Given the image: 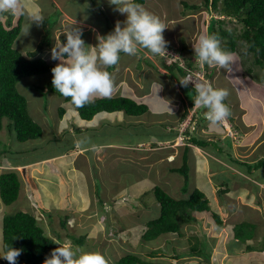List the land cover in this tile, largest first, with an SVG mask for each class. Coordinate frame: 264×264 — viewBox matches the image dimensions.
Here are the masks:
<instances>
[{
  "label": "rangeland",
  "instance_id": "obj_1",
  "mask_svg": "<svg viewBox=\"0 0 264 264\" xmlns=\"http://www.w3.org/2000/svg\"><path fill=\"white\" fill-rule=\"evenodd\" d=\"M54 1L34 0L33 10L42 15L44 19L46 17L47 19L49 18L52 23L55 22L58 16L55 13L54 3H57L58 7L65 11V14L59 17V23L56 24L54 30L55 38H59L61 42H66L63 35L65 31L78 26L83 32L81 38L85 41L86 47L87 45L95 46L98 43L97 35L106 36L112 32L117 21H120L123 27V21L126 19L125 15L115 10V6L108 3V0ZM195 3L200 2L199 0H144V3L141 4L147 11L159 17L166 26L163 32L164 39L168 42L166 37L172 36L173 43L176 46L182 45L191 58L194 55V52L190 53V48L193 50L192 43L195 42V39L201 33L208 34V20L211 17L215 19L220 17L216 11H210L208 15L209 11L192 9L190 5ZM24 12L27 16L26 10ZM20 13L12 14L14 16L13 25L18 21ZM0 18L6 19V15H0ZM28 23L26 17L23 16L22 26H26ZM228 26L234 27V23L231 22ZM39 28L37 29L36 24H33L29 29L28 35L25 33V39H28L31 43L36 42L37 40L34 39V36L40 35L43 30L42 25ZM51 49H48L45 55L49 59H51ZM145 52L148 51L139 49L134 56L120 53L121 58L118 64L113 66L114 68L110 72L114 82L112 95H120L124 92L126 89V75L130 74V71L133 72L131 67L143 72L147 66V63L142 58L146 57ZM169 52L170 50H167V53ZM241 60L246 67L243 75L245 81L241 78L233 77L230 72L224 69L218 67L212 69L214 70L212 77L215 81H220V83L224 84L228 77L236 81L234 86L238 89V95L234 90L226 87L229 92L227 97L229 103L225 102V104L231 110L230 121L234 118L235 113L237 122H241L243 127L241 117L248 115L252 121H247L246 129L247 131L254 130L250 132L251 135L242 136L243 138L237 136L235 138L237 134L233 128L229 130L221 125L228 135L231 134L234 137L233 143L229 140L232 139L230 137L228 142L224 139L221 141H210L208 142L209 147L205 148L210 153L216 151L221 154L224 158V163H226H221L223 166L218 164L215 169L216 175L212 178L214 185V192L212 193L213 195L215 194L216 199H214V196H208L212 211L217 212L223 219L222 225L218 224L211 214L195 212L193 215L197 220L183 224L181 235L165 233L153 240H143L142 235L147 228L148 222L157 218L160 214V203L153 190L154 187L160 186L177 199L180 197L175 195L178 194L179 188L183 184V179L186 177H188L187 189L190 190L189 192L196 187L193 188L191 186V182L194 180H192L191 176L195 166L194 155L196 147L191 146L192 148H188L186 155H183L181 147L184 144L181 140L175 143L172 148L167 147V144H161L162 148L160 144L158 148H142L143 145L137 146L135 144L131 146L124 145V148H119L122 147L120 146L121 144L113 142L118 139V137L113 136V124H121L122 122L118 123V121L123 116L118 113L104 114L105 111H103L101 112L102 114L99 113L97 115L96 120L92 124L89 122L90 120L80 118L84 121V125H79L80 120L74 117L73 120H67L61 125L65 127L64 130H67L66 128H70L69 126L73 124L83 129L95 126V129H99L98 133L93 131L89 134L87 133L88 129H84L86 131L83 133L86 138L89 137L90 140L97 141L100 137L101 142H98L99 145L104 142H113L111 144L114 146H102L103 148L101 149L104 151H101L99 147H94L99 149L96 151H94L95 149L91 150L92 153L86 154L89 156L88 171L91 176L95 174V184L100 189V194L97 195L100 198L96 197L94 185L89 186V193H87L86 189H84L85 187H82L79 181L75 180L79 176L76 177L67 172L64 178L65 190L64 187L63 192L60 190L62 189L61 187L56 189V192L60 194L58 199H54V201L57 200L54 203L55 208L54 205L53 207L49 206L48 211L46 210L47 206H42L45 210L43 209L41 212L38 206L41 205L44 198L39 192H35V184L32 185L25 181V178H22L24 189H20L17 201L5 204L0 192V256L4 254V216L19 210H26V212L31 211L30 213L36 214L38 224L44 228L46 235L57 239L59 245H71L73 250L79 248L83 251L99 252L105 256L108 264H115L120 257L127 253H136L146 259L163 261L165 264H264V182H262L264 181V167L258 170L254 169L251 173L248 172L249 164H253L259 159H264V128L261 130L260 127L261 122L264 123V67L256 63L252 53L245 54L241 57ZM159 64L165 69L161 60ZM105 70L108 71V69ZM170 70L180 80V74L176 69L170 67ZM50 76H41L40 79L37 78L35 80L40 84H44L49 80ZM246 82L252 86V91ZM196 83L200 84L203 81L199 77ZM164 88L165 97L170 100L171 104L174 99L179 100L180 95H177L179 90L176 82H164ZM30 92H27L29 93L28 96H31L29 98L30 114L42 125L43 135L33 141L19 142L15 138L12 128L8 126V119L4 120V127L0 131V165H3V167L0 166V173L10 170H17L21 173L22 168L13 166V160H27L40 155L60 153L65 148H70L68 145L65 147L64 139H61L63 135L58 134L55 126V119L64 101L58 99L57 95H52L49 98L47 95L45 97L47 99H44L41 94L38 95L36 93L38 91ZM251 92H254V96L250 95ZM170 93L172 94L171 97ZM44 100H46L45 103ZM238 100L243 101L249 109L241 108ZM68 105L71 108L74 106L72 102ZM178 105L180 106V103ZM205 111L206 109L201 112L198 118L197 130L198 128L203 130L202 126L209 123L204 118ZM165 115H168V112H165ZM100 118H102L103 122H106V119L111 122L107 123V121V124L105 123L103 127H100L98 123ZM125 123L127 122L125 121L122 125ZM183 123L187 125L189 118ZM197 130H195V133ZM206 130H208V127ZM256 133L259 135H255ZM166 134L169 133L166 132ZM165 136L166 138L172 137V135ZM55 137L57 138L55 139ZM126 139L128 140L129 137H126ZM134 145L137 149L134 148ZM178 145L181 146L179 151ZM26 146L29 147L31 152L20 155V152L23 151L22 148ZM31 146H37L38 148L34 150L33 148L31 149ZM200 148L203 150L202 147ZM15 150L19 152L16 153ZM201 150L198 149V152ZM85 153L84 149H79L78 151L70 152L69 158L73 157L74 160L71 162L73 164L75 162L77 165L76 157ZM255 155L259 159H252ZM184 156L188 162V167L185 166V173L180 172L179 169L172 173L170 171L172 167L177 166L176 168H179L182 166V157ZM112 157H115L114 162L111 160ZM233 157L238 160L237 163L232 160ZM190 160L193 161V164ZM108 165L111 166V169ZM41 168L46 169L44 161L29 167L30 171L33 172L41 171ZM97 169L100 175H97ZM74 172L76 174L79 170ZM136 173L139 179L146 180L134 184ZM111 175L112 180L106 182L111 178ZM26 177H28V173ZM169 178L173 182L172 188L168 185ZM223 180L228 182L227 186H221ZM68 182L72 183L73 186L68 185ZM56 184H59V180ZM76 186H79V188ZM220 187H222L221 190L223 188L225 190L228 189L222 194L218 190ZM50 190L52 194H55L54 187ZM28 192L31 194L30 197ZM83 192L87 193L86 196L83 195ZM24 195H27L26 199L22 200ZM217 204L219 206L216 207ZM242 222L250 223L254 226L253 228H247L249 232L254 230V237L247 242L252 245L253 248L251 250L248 248L245 250L246 243L238 242L235 239L234 228ZM82 237L84 240L80 244L77 239L79 240ZM191 245L199 247L203 252H210V260H206L203 256L188 254ZM172 246L179 252L187 251V254L179 259L170 257L169 254L173 252ZM159 250H164L165 254L159 253L157 256H151L152 252H160ZM0 264H8V262L0 258Z\"/></svg>",
  "mask_w": 264,
  "mask_h": 264
},
{
  "label": "trees",
  "instance_id": "obj_2",
  "mask_svg": "<svg viewBox=\"0 0 264 264\" xmlns=\"http://www.w3.org/2000/svg\"><path fill=\"white\" fill-rule=\"evenodd\" d=\"M134 2L143 4L144 0H134ZM199 2L190 5V7L194 10L216 11L220 15L225 16L224 19L212 18L209 26V34H214L218 37L221 48L237 56L252 53L256 63L264 67V0H199ZM54 6L56 8L55 13L58 14L55 22L52 23L46 17L43 24V34L41 32L39 35L36 47L33 42L25 49L26 51L21 49L16 43L23 29V13H20L18 21L14 25V16L11 13L0 14L7 16L5 20L0 18V131L4 127V120L8 119V126L15 133V138L22 143L36 140L43 135L42 125L30 114L29 98L31 96H28V91H38L36 93L38 95L41 94L44 99H47L45 98L47 95L48 98L52 95H57L58 99L64 98L67 102H71L70 98H65L55 91L51 83L52 77L44 84H37L35 80L49 74L51 69L57 64H52L44 58L47 54L46 50L52 48L56 43L55 26L59 23V17L65 14V11L58 7L57 3H54ZM233 18L237 20L234 21ZM231 22L234 23V27L228 26ZM64 38L66 39V37ZM188 64L192 67L193 61H189ZM173 67L179 74L183 72V75L185 74V71L181 67H177L176 64ZM205 67H207L206 64ZM113 68H108V72L110 73ZM170 76H174L172 71H170ZM180 86L187 93V96L186 98H181L180 107L182 110L184 109V112L181 115L178 126L180 127L181 122L183 123L190 112L194 110L190 124L183 132L185 141L187 145L191 143L206 148L208 140H206L205 133H201L202 135L200 132L195 133V130H197L196 126L199 124L198 118L204 109L194 107L196 95L194 85L189 83L187 87L181 84ZM76 108L82 119L92 120L98 113L103 111L110 113L125 111L129 115H141L146 112L148 105L139 103L129 97L111 95L110 98H95L84 107ZM65 112L66 106L61 104L59 114L55 119V126L58 134L63 135L61 139H64L65 147L68 145L70 146L68 149H73L79 143L77 141L79 138L74 139V135L79 134L83 130L78 127L75 131L73 129L60 131V125L57 121L64 116ZM179 127L176 129L175 137L179 134ZM202 127L207 128V126ZM37 148L35 146L33 149L36 150ZM232 160L238 162L234 157ZM185 166L182 165L177 169L185 173ZM261 167H264V159H259L255 163L249 164L248 169L251 172ZM22 181V176L17 170H10L0 175V192L5 204H11L18 200ZM224 185L227 186L228 183L225 181ZM153 190L160 203V214L157 218L148 222L147 228L142 235L143 240H153L165 233L181 235L183 224L197 220L193 215L195 212L211 214L218 224H223V219L217 212L212 211L208 198L199 188H194L188 196L179 199L168 194L160 186H155ZM220 192L222 194L225 193V189L220 190ZM253 227L250 223L242 222L234 228L235 239L238 242L246 243V249L250 250L253 247L247 242L254 237V230L249 232L247 228ZM3 229L4 252L11 246L22 249L21 255L17 258V264H43V261L50 255L51 251L59 246L57 245L59 244L57 239L46 235L44 228L38 224L37 217L30 212L19 210L5 215ZM83 240V237L79 240L77 239L80 244L83 243ZM172 250L173 252L169 256L174 259H179L187 254V251L179 252L174 246H172ZM159 253L165 254L164 250L160 252L154 251L151 256H157ZM206 253L195 245H191L188 252V254L203 256L206 260H210V252ZM115 264L165 263L160 260L146 259L136 253H127L120 257Z\"/></svg>",
  "mask_w": 264,
  "mask_h": 264
},
{
  "label": "clouds",
  "instance_id": "obj_3",
  "mask_svg": "<svg viewBox=\"0 0 264 264\" xmlns=\"http://www.w3.org/2000/svg\"><path fill=\"white\" fill-rule=\"evenodd\" d=\"M108 2L110 5L115 6L116 11L126 16L123 27L121 22L117 21L112 32L106 36L97 35L98 43L95 46L87 45L86 47L85 41L81 38L82 30L76 26L63 33L66 42H61L59 38L56 39V43L51 49L52 60L44 57L52 64L57 63L51 69L52 73L47 74L51 75L50 78L52 77L51 83L55 91L65 98H70L71 102L78 108L91 103L96 96L110 98L114 91V82L111 74L105 69L118 64L121 58L120 53L134 56L139 49H146L148 53L157 57L159 61L161 60L166 75H170V67H173L174 64L185 71L184 75V72L180 73L181 81L176 76L169 77L172 83H177L178 89H181L180 84L187 87L189 82H192L190 78H186L188 73L196 75L201 72L203 76L200 78L203 83L194 84L196 92L194 107L206 109L204 118L210 125H222L224 128L231 130L233 128L229 119L231 110L225 104L229 92L227 89H217L215 87L211 67H218L231 72V65L235 61L234 56L237 55L224 51L220 46L218 37L209 34V26L213 17L208 22V34L201 33L192 43L194 55L191 58L182 45L176 46L173 43L172 36L166 37L168 42L164 39L163 32L166 26L159 17L147 11L141 4L135 3L134 0H108ZM33 7L32 0H0V14L11 13L15 15L21 12L26 20L28 18L29 23L25 28L23 26L26 35H28L33 24H36L37 27L41 25L43 27L44 24V17L34 11ZM208 14H210V11ZM218 15L220 16L219 19L225 18L219 13ZM233 20L237 19L233 18ZM41 32L43 34V30ZM167 50H170V52L167 53ZM191 50L192 48H190V53ZM189 61H193L192 67L189 66ZM205 64L207 67H205ZM60 99L64 101L63 104H69L64 98ZM193 114L194 110L188 115V124H190ZM60 120L65 123L68 119L63 116L57 122ZM188 124L185 125L181 122L178 129V137L184 146L187 145V142L183 132L189 126ZM64 128V126L62 128L60 126L59 129ZM66 129L72 130L68 127ZM199 131L203 130L198 128L197 132ZM188 145L197 146L191 143ZM81 148L83 147L78 143L73 149L66 148L61 154H69ZM87 149H84V151ZM21 252L22 249L11 246L0 258L6 260L8 264H17V258L21 255ZM43 264H108V262L105 256L99 252H88L79 248L73 250L71 245H59L45 258Z\"/></svg>",
  "mask_w": 264,
  "mask_h": 264
},
{
  "label": "crops",
  "instance_id": "obj_4",
  "mask_svg": "<svg viewBox=\"0 0 264 264\" xmlns=\"http://www.w3.org/2000/svg\"><path fill=\"white\" fill-rule=\"evenodd\" d=\"M32 4L34 5V0H32ZM27 21H28V18H27ZM208 22H209V20H208ZM24 28H25V26H24ZM37 28H39V27H37ZM24 36H25V32L23 29V32L20 35V37L17 39L16 43L21 49H24V51H26L25 49H27L30 46V44H32V43L28 39H25ZM38 37H39V35L34 36V39L37 40L36 42H34L35 47L39 41ZM193 52L194 51L191 50V53H193ZM145 56L146 57H142V58L147 63L146 68L142 72L141 70H137V69H134L131 67L133 72L130 71V74L126 75V79H125L126 89L124 90L123 93H121L118 96L129 97V98H132L138 102H142V103L147 104L148 109L146 110V112H144L141 115H129L125 111H117V112H111V113L105 112L104 114H115V113L121 114L123 116L121 118L122 121L119 119L118 123H120V122L124 123L125 121L127 122L123 125H122V123L116 124V125L112 123L113 127H114L113 128V136L118 137V139L114 140L113 142L120 143L121 144L120 146H122V147H119V148H124V145L131 146L133 144H135L137 146L143 145L142 148H148V147L149 148L150 147L151 148H158V147H160L159 144L160 145L161 144L162 145L167 144V147L172 148L173 146H175L174 145L175 143L180 141V138L178 136L175 137V135L177 133L176 129H177V127H179L178 125L180 123L179 121L181 119V115L184 112V109L182 110L181 107L178 105V103L181 104V98L182 97L186 98L187 93H185V91L183 89H178V90H181V92L178 91V93H177V95H180L179 100L174 99V101L171 104L169 102L170 100L165 97V93H164L165 92L164 82H166V83L172 82V80L169 78L170 75H166V70H164L160 66V64H159L160 61L157 57H154L152 54H150L148 52H145ZM234 57H235V61L231 65L232 71L230 73H231V75H233V77H236L237 79L241 78L245 81V79L243 78V75L245 74V68L246 67L244 66V63H242V60H241L242 56H234ZM214 68H217V67H211V69H214ZM212 71H214V70H212ZM212 74H213V72H212ZM212 80H213V83L217 89H226V87H227L231 90H234V92L238 95V93H239L238 89L234 86V83H236V81H234L230 77H228L227 80L225 81V83H224L225 85L220 83V81H215L213 77H212ZM246 84L248 85V87L252 91L253 90L252 86L247 82H246ZM250 95L254 96V92H251ZM171 96H172V94L170 93V97ZM98 97H100V96H96V97H94V99L98 98ZM258 99H260V98L258 97ZM263 100H264V94H263ZM225 102L229 103L228 98L225 100ZM238 103H239V106L241 108L245 107L246 109H249L243 101L238 100ZM65 106H66V112L64 114V117L68 120H73V118L75 117L76 119L80 120L79 125H84V121H82L80 119L81 117L79 115V112L77 111L76 106H73V108H71L67 103L65 104ZM241 108H239V109H241ZM165 112H168V115H165ZM97 115H99V114H97ZM97 115L92 120L89 121V122H91V124L94 123ZM247 117H248V115L245 117H241V121H242V125H243V127H242L241 122H237V120L235 118V113H234V118H232L231 121H232L233 129L235 130V132L237 134L235 138H237V136L242 137L245 135H247V136L251 135L250 132L254 131V130L247 131V129H246L247 121L251 120L249 117H248L249 119ZM100 120H101V123H100ZM100 120L98 122L100 127H103V125L107 121H108L107 123L111 122L109 119H106V122H103L102 118H100ZM62 123H63V120H60L59 125L61 126ZM60 126H59V128H60ZM203 126L208 127V130H206V128L203 127L204 128L203 133H205V137L207 138L206 140H208V142L214 141V140L221 141L222 139H224L226 142H228V139L231 137L232 139H229V140H231V142L233 143L234 137H232L231 134L228 135L227 132L225 131V129L222 128L221 125L213 126V125H210L208 123V124H205ZM62 127L63 126H61V128ZM78 127L81 128L80 126L73 124L72 127H70V128L75 131L76 128H78ZM260 127H261V130L264 128L263 122H261ZM84 129H88L87 133H89V134H91L93 131H95V133H98V130H99V129L98 130L95 129V126H93V128H87L86 127ZM84 129L81 128V130H83V131H81L79 134L74 135V139L79 138L77 141L79 142V144H81V147H83L81 149L88 148L85 151L86 152L85 154H82V155H79L78 157H76L75 160H76L77 165L75 164V162H74V164L71 162L72 160H74L73 157L69 158L68 153L61 154V152L49 154V155L36 156L34 158L31 157V158H28L27 160L21 159L18 161L17 160L12 161L13 166H17V167L22 168L21 173H20L22 178H25V181L31 183L32 185L35 184V187H36L35 192L36 191L39 192L42 195V197L44 198V201L41 200L42 203L40 206H38V207H40L41 212L44 209L42 206H47L46 210L49 211V206L53 207L54 203L57 201V200L54 201V199H58V196L60 193L58 194V192H56V189L61 187L62 189H60V190H62V192H63V187H64V190H65L64 178H65L67 172H70V174H72L76 177L79 176V177L75 178V180L79 181V183L82 187H85L84 189H86L87 193H89V186L94 185L96 197L100 198V196L97 195V194H100V189L95 184L96 183L95 174H93V176H91L89 171H88V157L89 156L86 154H90V153H92L91 150L95 149L94 151H96L99 148L101 151H104L101 148H103L102 146H105V145H110V146H114V145L111 144L113 142H110V143L104 142L102 145H99L98 142H101L100 137L98 138L97 141L90 140L89 137H87V138L85 137L83 132L86 130H84ZM62 130L63 129H61L60 131H62ZM166 132H168L169 134H166ZM174 132H175V134H174ZM258 133H256L255 135H257ZM165 135H172V137L166 138ZM214 135H216V137H214L216 139L213 138ZM126 137H129L130 140L129 139L127 140ZM24 143H26V142H24ZM232 143H231V145H233ZM135 145H134V148H135ZM162 145H161V148H162ZM94 147H99V148L96 149ZM177 147H178V151H179V147H181V146L178 145ZM195 147H196V150H195L196 153L194 155L195 156V158H194L195 166H194L193 173L191 176L192 180L193 179L194 180L191 182V186H193V188L195 186H196L195 188H199L202 192L205 193L206 197L208 198V196L210 197V195L211 196L215 195V194L213 195V193H212V192H214L213 191L214 185L212 183V181H213L212 178L216 175L215 174L216 173L215 172L216 167L218 166V164L221 165V163H223V164H226V163H224V161H223L224 158L222 157V155L218 154L216 151H215L216 153L215 152L213 153V151L210 153V152L206 151L205 148H203L202 146L201 147L203 148V150H201L200 147H197V146H195ZM208 147H209V144L206 145V148H208ZM32 148H34V147L31 146V149ZM188 148H192V147L189 145L181 147V149L183 150V155L187 154ZM22 149H23V151L20 152V155L27 154V153L31 152V150L29 149L28 146H26ZM135 149H137V148H135ZM198 149H200L201 151L198 152ZM191 150H193V149H191ZM15 152L18 153L19 151L15 150ZM255 157H256V155L252 159H254V160L259 159V157H256V158ZM182 158H183V164L182 165H186V167H188L187 166L188 162H187L185 156ZM111 160H112V162H114L115 157H112ZM43 161L46 163V169L41 168V171H34V172L30 171L29 167L35 166L36 164L41 163ZM234 162H236V161H234ZM191 163L193 164V161H191ZM213 164H214V166H213ZM109 165H111V164H109ZM221 166H223V165H221ZM1 167H3V165ZM109 167L111 169V166H109ZM176 167H172L170 169V171L172 173L175 172V169H177ZM77 170H79V172L74 174L75 173L74 171H77ZM96 171H97V175L98 174L100 175L98 169ZM3 172H5V171H3ZM3 172H1L0 175ZM171 172H170V174H171ZM27 173H28V177H26ZM109 173H111V172L109 171ZM249 173H251V172H249ZM44 174H46V175H44ZM187 179H188V177L183 179V184L179 188L178 194L175 196L182 198V197H186L189 195L190 190L186 189L188 186V180ZM58 180H59V184H56ZM111 180H112V175H111V178L108 179V181H106V182H109ZM144 180H146V179H139V177L137 176V173H136V177H135V180L133 182H134V184H137L138 182H141ZM171 181L172 180L169 178L168 185H170V187H171V185H173V182H171ZM90 182H92V183L90 184ZM262 182H264V181H262ZM224 183H225V180H223L221 183L222 187L225 186ZM68 185L73 186V184L72 183L70 184L69 182H68ZM217 185H219V184H217ZM145 186H147V185H145ZM53 187L55 188V194H52L51 190H50ZM76 187L79 188V186H76ZM222 187L218 188V190H221ZM101 188L103 189L102 185H101ZM21 189H24L23 186H21ZM29 189H31V188H29ZM223 189H225V188H223ZM27 190H28V188H27ZM218 190L216 189V191H218ZM226 190H225V192H226ZM33 192H34V190H33ZM41 192H43V193H41ZM28 193H29V197H30L31 194H30V192H28ZM39 193H38V195H39V198L41 199ZM87 193L83 192V195L86 196ZM26 196L27 195H24L22 200H25ZM214 199H216L215 196H214ZM29 202H30V200H29ZM217 206H219V205L217 204L216 207ZM54 208H55V205H54ZM32 214L34 215V213H32ZM35 216H36V214H35ZM245 250H247V249L245 248Z\"/></svg>",
  "mask_w": 264,
  "mask_h": 264
},
{
  "label": "built area",
  "instance_id": "obj_5",
  "mask_svg": "<svg viewBox=\"0 0 264 264\" xmlns=\"http://www.w3.org/2000/svg\"><path fill=\"white\" fill-rule=\"evenodd\" d=\"M202 76H203V74L201 72L200 73H197L196 75H194L192 73H188V75H187L186 78H190V80L192 82H189V83H191L192 85H194L195 82H197L199 80V77H202ZM196 84H198V83H196Z\"/></svg>",
  "mask_w": 264,
  "mask_h": 264
}]
</instances>
